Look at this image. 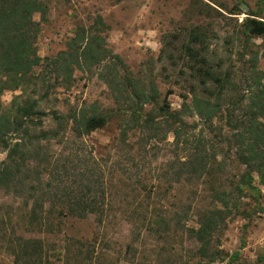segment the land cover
Instances as JSON below:
<instances>
[{
    "label": "rangeland",
    "instance_id": "1",
    "mask_svg": "<svg viewBox=\"0 0 264 264\" xmlns=\"http://www.w3.org/2000/svg\"><path fill=\"white\" fill-rule=\"evenodd\" d=\"M47 1V21L37 40L41 57H57L68 50L76 31L86 29L101 36L109 58L90 69L75 68L70 81L62 75L56 79L49 68L37 69L35 84L26 91L0 95L1 112L14 115L18 103L29 97L37 100V109L47 116L38 127L25 121L31 135L56 129L53 114L69 119L59 139L33 140L29 148L40 147L49 155L51 168L72 161L67 163L69 176L63 178L62 188L78 185L82 178L80 183H85L89 176L98 179L105 214L63 217L58 212L66 211V205L59 204L52 228L33 229L28 217L33 205V199L27 200L29 185L25 184L28 191L23 196L0 188V264H16L20 250L14 248L31 238L44 244L47 254L42 264H264V186L256 173L253 184L259 190H243L240 214L234 212L215 232L207 254L190 232L211 209L214 189L239 194L236 186L245 166L231 142L235 131L228 124L225 93L221 99L226 103L211 127L190 114L196 81L184 56L191 33L202 31L205 39L191 45L216 71H235L238 88L227 93L231 98L246 93L249 88L239 73L249 70L257 58V69L264 74V35L247 38L240 25L247 17L264 21V0ZM100 17L104 24L97 23ZM114 55L122 63L114 65ZM127 78L137 87H123ZM137 91L148 95L156 91V101L141 106L131 97ZM17 96L21 97L14 103ZM247 103L237 106V115ZM182 110L187 125L182 139L188 145L178 147L166 120L170 121L167 112ZM94 112L108 117L106 125L78 137L71 117ZM21 137L29 141L24 132L0 135V162L8 157L3 141L12 146L24 140ZM195 138L204 139L203 151L215 155L213 174L201 179L178 176L177 160L192 154ZM36 163L28 162L30 167ZM85 171L89 175L80 177ZM51 176L49 171L43 173L42 183ZM44 208L50 209L51 203Z\"/></svg>",
    "mask_w": 264,
    "mask_h": 264
},
{
    "label": "trees",
    "instance_id": "2",
    "mask_svg": "<svg viewBox=\"0 0 264 264\" xmlns=\"http://www.w3.org/2000/svg\"><path fill=\"white\" fill-rule=\"evenodd\" d=\"M49 9L47 0H0V95L5 91L19 89L26 91L28 86L35 84L33 78H37L35 76L37 69L49 68L51 73H55L56 79L62 75L64 81H70L75 68L90 69L109 58L106 49L101 44V36L89 34L86 29L76 31L68 43V50L57 57H41L38 53L37 40L42 30V23L47 21ZM37 14L40 16L39 20L35 19ZM97 23L104 24L101 17L98 18ZM240 28L242 29L241 34L247 38L264 35L263 20L247 17ZM205 36L207 35L202 31H193L190 44L185 47L184 56L191 63L192 78L196 81L191 87L194 98L189 112L191 115L200 116L211 127L212 121L222 112L226 103L224 98L221 99L225 93L228 99V110H225L228 124L235 131L231 142L237 146L240 164L245 166V173L236 186L239 194L224 188L214 189L211 196L213 204L211 209L201 216L198 228H190L192 236L201 244L200 250L207 254L215 232L234 212H236L234 216L240 214V197H242L243 190L256 191L257 187L253 184L254 173L264 186V74L257 69L256 58L249 70L239 73V76L247 83L248 91L236 99L231 98L228 92L232 93L238 88L234 80L237 77L235 71L229 70L225 73L216 71L205 55L191 45V43L202 42ZM111 57L115 60L114 65L117 62L122 63L119 56ZM124 86L137 87L132 86L128 78L123 83ZM20 97L17 96L14 103ZM131 97L138 99L143 106L146 103H154L157 92L153 91L148 95L144 91H137L135 94L132 93ZM246 100L248 101L247 106L241 115H237V106H242ZM37 107L38 101L31 97L21 104L18 103L14 115L6 116L1 112L0 106V135L10 130L15 133L24 132L29 140L25 142V139L21 137L19 139L24 140L17 141L12 146L3 141L4 147L8 150V157L0 162V188L23 196L28 191L25 189V184L29 185L28 188L32 193H26L29 194L27 200L33 199V205L28 217L33 229L42 230L47 226L49 229L52 228L54 224L51 219L54 208L59 204L66 205V211L58 212V215L63 217L73 216L84 219L89 214H105L103 209L105 199L98 179L89 176L85 183H80L82 178L78 185L62 188L63 178L69 176L67 163L71 165L72 161L66 159L62 165L55 164L51 168L49 155L41 153L40 147L34 151L29 148L31 144L33 145V140L38 143L41 139H59L61 132L67 129L69 120L53 114V119L57 122L56 129L31 135V127L26 126L25 121L38 127L43 125L42 119L47 116V113L38 110ZM181 113L186 114L185 110L179 114L167 112V119L170 121L166 120L171 128L170 132L173 133L175 145L178 147L185 143L188 145L187 140L184 142L182 139V128L187 125ZM71 118L76 125L73 129L78 137L104 127L108 120L107 116L98 112L90 115L86 113L73 115ZM194 140L192 154H188L184 161L177 160V166L180 168H177L176 174L178 176L188 174L201 179L206 174L207 176L213 174L216 160L214 154L203 151L206 149L204 139L195 138ZM183 149L187 150L188 147L184 146ZM29 160H36V165L30 167ZM46 171H49L52 176L50 181L42 183V176ZM88 173L89 171H85L80 174V177L89 175ZM46 202L51 203V208L48 210L44 208ZM18 244L19 246L14 248V250H20L15 256L16 264H42L46 258L47 253L40 239L20 240ZM88 256L90 257L89 254Z\"/></svg>",
    "mask_w": 264,
    "mask_h": 264
}]
</instances>
